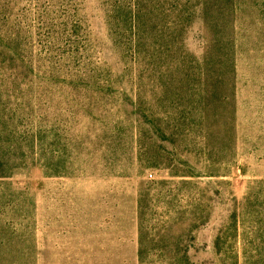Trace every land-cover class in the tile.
I'll list each match as a JSON object with an SVG mask.
<instances>
[{
    "label": "rangeland",
    "instance_id": "obj_1",
    "mask_svg": "<svg viewBox=\"0 0 264 264\" xmlns=\"http://www.w3.org/2000/svg\"><path fill=\"white\" fill-rule=\"evenodd\" d=\"M0 264H264V0H0Z\"/></svg>",
    "mask_w": 264,
    "mask_h": 264
},
{
    "label": "trees",
    "instance_id": "obj_2",
    "mask_svg": "<svg viewBox=\"0 0 264 264\" xmlns=\"http://www.w3.org/2000/svg\"><path fill=\"white\" fill-rule=\"evenodd\" d=\"M5 176H6L5 171H0V177H5Z\"/></svg>",
    "mask_w": 264,
    "mask_h": 264
}]
</instances>
